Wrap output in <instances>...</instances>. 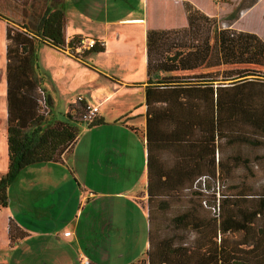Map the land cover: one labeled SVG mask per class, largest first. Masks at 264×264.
I'll return each mask as SVG.
<instances>
[{"label":"crops","instance_id":"0c3cea01","mask_svg":"<svg viewBox=\"0 0 264 264\" xmlns=\"http://www.w3.org/2000/svg\"><path fill=\"white\" fill-rule=\"evenodd\" d=\"M183 1L140 0L138 12L137 3L116 0L118 11L127 13L105 22H90L71 5L66 12L67 42L82 36L98 40L105 51L79 58L68 46H38V70L45 78L41 89L51 99L50 118L68 121L56 107L66 100L67 116L83 97L100 106L103 123L82 129L60 162L22 170L21 174L34 177L27 183L32 190L49 183L61 196L37 199L29 207L34 214L21 198L16 215L11 200L0 211L6 219L5 243L12 252H25L19 254L17 264L25 263V256L31 258L25 264H84L85 260L90 264H264V234L250 232L247 225V214L252 213L256 224L264 226V199H223L219 217L202 205L203 199H189L188 187L202 170H210L208 164L201 168L192 150L193 138L187 142L171 135V130L183 132L184 126L167 125L153 114L148 120V31L175 28L164 13L170 5L181 4L184 11ZM188 1L205 11L204 3ZM5 79L8 88L7 74ZM6 104L8 131L7 90ZM220 156L221 151L216 160ZM223 156L225 182L229 189L239 188L230 192L244 193L249 181L233 180L227 174L234 170L227 163L231 149L228 159L226 151ZM45 170L47 176L35 175ZM235 171L242 177L245 170L240 166ZM74 181L81 190L79 199H63L67 190L59 182L75 188ZM56 214L65 223H53Z\"/></svg>","mask_w":264,"mask_h":264},{"label":"trees","instance_id":"16d2710c","mask_svg":"<svg viewBox=\"0 0 264 264\" xmlns=\"http://www.w3.org/2000/svg\"><path fill=\"white\" fill-rule=\"evenodd\" d=\"M258 1L241 0L221 27L220 20L185 0L187 26L148 31V120H152V114L160 116L167 125L185 127L183 132L171 130L177 140L188 142L193 138L192 150L198 154L201 168L208 164L210 170H202L192 180L187 194L189 199H203L202 205L216 217L222 213L223 199H264V154L256 153L252 159L248 151V147L264 148V71L254 67L219 69L234 65L264 68V40L254 32L233 28L242 12ZM38 5L32 13L33 26L24 25L16 31L10 25L6 28L9 160L8 171L0 178V211L9 205L10 186L24 168L60 162L83 125L103 123L99 115L87 123L82 115L76 120L75 113H68V121L50 118L51 110L45 113L36 74L38 46L48 42L53 47L75 48L83 37L74 36L67 42L65 0H39ZM188 32L194 33L191 41ZM105 49L97 40L92 48L74 54L81 58ZM222 77L229 84L216 83ZM48 101L51 104L50 97ZM78 102L77 111L85 105V101ZM229 149L227 163L234 170L227 174L233 180L255 179L242 194L231 193L239 188L229 189L225 182L223 154L226 151L228 159ZM219 151L222 156L216 160ZM255 160L262 165L259 174L250 166ZM240 166L245 170L242 177L235 171ZM247 222L250 232L264 234V226L256 224L252 213L247 214ZM14 228L11 222L12 239Z\"/></svg>","mask_w":264,"mask_h":264},{"label":"rangeland","instance_id":"374dc122","mask_svg":"<svg viewBox=\"0 0 264 264\" xmlns=\"http://www.w3.org/2000/svg\"><path fill=\"white\" fill-rule=\"evenodd\" d=\"M116 0H68L65 6L66 12H68L73 5V10L77 12L78 15L84 14L88 17L89 21L92 22H105V20H114L122 15H125L127 12L118 11V7L114 6ZM197 2L204 3V10L212 17H216V19L220 20V26L223 27V20L227 15H229L240 3L241 0H195ZM138 4V12L141 11L140 0H130V4ZM39 0H0V178L7 173L8 167V160H7V126H6V119H7V104H6V90H7V83H6V63H7V55H6V28L8 25L12 27L13 30L23 28L24 25L33 26L31 23L33 18V11L39 7ZM181 4L180 6L170 5L166 13H164L167 20L175 23L176 29L181 28L182 24L185 22V26L188 25L187 16L184 11H181ZM163 8V6H161ZM167 8V7H166ZM128 10V9H126ZM182 23V24H181ZM180 24V25H179ZM179 25V26H178ZM183 26V27H185ZM233 28L254 32L258 34L264 40V0H259L253 7L249 8L248 10L242 12L241 17L238 21L233 24ZM188 40L194 36V33L188 32ZM46 44H49L46 42ZM72 52V51H70ZM47 55L44 54V60H46ZM245 67H254L255 69L260 68L264 71V68L257 67V66H250V65H234V66H223L220 67V71L231 69V68H245ZM209 69H204L203 71H208ZM37 78L41 86H44L45 78L41 76V73L38 72ZM221 79V80H220ZM264 79V78H262ZM224 83V85L229 84L230 81L225 80L224 77L219 78L216 83ZM45 89V88H44ZM46 90V89H45ZM78 92V91H77ZM77 92L73 93V97H77ZM71 98V97H70ZM74 99V98H73ZM67 108V101L63 100L60 101L56 110L62 111L61 117L64 119L66 116L65 110ZM83 109L75 110L76 120L80 118L82 115ZM86 126L83 125V129ZM249 155L253 159L255 154H264V148H249ZM253 167L254 171H257L259 174L261 172V163L252 161L250 164ZM49 173L48 170H45V173L40 171L37 172L35 175H43L47 176ZM70 176L72 175L70 171L67 172ZM244 174V171L242 172ZM246 174V172H245ZM250 175V173H248ZM21 174L10 186L9 189V199L12 202V207L14 214H17V199H24L25 200V207L29 210L32 214H34V210L29 209L35 206L34 201L37 199L42 201V199H59L61 196L60 192H56V187L54 185H42L41 187H37L35 189H31V185L28 186L27 183L31 182L34 177L30 176H23ZM239 175V173L237 174ZM249 181H255V179H250ZM75 182V188H70L66 185V182H59L63 183L64 189L67 190V193L64 194L62 197L63 199H79L78 196L81 193L80 188L78 187V183ZM50 192V193H49ZM3 211V210H2ZM62 211V210H60ZM59 215V214H58ZM17 217V216H16ZM56 220H53V223H65L63 219H57V214L55 215ZM18 220V219H17ZM5 229H6V219L4 213L0 212V264L2 262H6L8 264H17L16 260L20 255H25L24 251H16L12 252L10 246L5 243ZM104 251L107 250L105 246H103ZM59 253V252H58ZM20 258V257H19ZM25 259V263L31 258H27V256L23 257ZM21 263V264H25ZM29 264H33L31 261Z\"/></svg>","mask_w":264,"mask_h":264},{"label":"built area","instance_id":"2783aa9c","mask_svg":"<svg viewBox=\"0 0 264 264\" xmlns=\"http://www.w3.org/2000/svg\"><path fill=\"white\" fill-rule=\"evenodd\" d=\"M69 42V41H68ZM96 43V40L94 39H81V42L75 46V48H69L70 51L73 53H82L85 49H90L92 48ZM42 94V100H41V105L43 106V109L46 111L45 113H49L50 111V104L48 101V95L47 93L42 89L41 91ZM79 101H84L83 97L78 98ZM82 120L87 123H91L94 121V119L99 115L100 112V106L91 104L88 102H85L84 107L82 108ZM67 235H70V232L67 233ZM84 264H90L89 260H85Z\"/></svg>","mask_w":264,"mask_h":264}]
</instances>
